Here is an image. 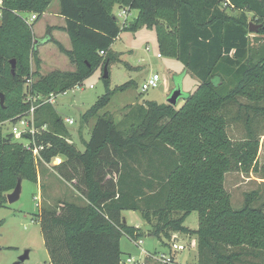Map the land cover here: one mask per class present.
Instances as JSON below:
<instances>
[{"label": "trees", "instance_id": "obj_1", "mask_svg": "<svg viewBox=\"0 0 264 264\" xmlns=\"http://www.w3.org/2000/svg\"><path fill=\"white\" fill-rule=\"evenodd\" d=\"M53 1L0 6V208L20 181L37 184L41 169L63 157L53 169L82 204L46 205L37 215L52 264H124L121 237L144 236L128 225L126 211L140 213L163 246L175 234L196 236L198 264H264V193H246L236 210L225 187L226 175L238 172L259 175L264 188V0H57L72 49L51 30L46 42L56 43L75 70L42 76L33 28ZM116 6L138 12L127 28L114 16ZM251 22L261 25L255 36ZM142 27L155 31L160 55L199 81L181 96V108L147 102L125 116L122 130L99 113L132 83L111 91L103 77L106 94L82 115L83 125L97 118L84 151L51 104L35 111L37 133L23 137L29 146L3 132L4 123L16 124L29 111V95L45 98L81 85L99 66L109 67L122 31ZM194 212L197 230L185 226Z\"/></svg>", "mask_w": 264, "mask_h": 264}, {"label": "rangeland", "instance_id": "obj_2", "mask_svg": "<svg viewBox=\"0 0 264 264\" xmlns=\"http://www.w3.org/2000/svg\"><path fill=\"white\" fill-rule=\"evenodd\" d=\"M58 7H60L59 2L55 0L50 6V10L53 11ZM122 10V8L116 6L113 11L119 24L123 20L120 17ZM137 13V11L130 13L128 17L129 23L136 18ZM28 19L30 20L31 18ZM1 22L0 15V25ZM39 22L34 25L36 30L41 24H45L48 21L42 20L40 24ZM251 23L256 24L255 22ZM254 34L251 33V36H255ZM58 37L66 47H69L63 37ZM46 52L49 53L52 63L46 64L44 73L49 74L58 70L50 66L54 64L53 61L59 49L55 45H49V49ZM158 55L157 39L153 29L142 27L136 32H121L108 55L112 58L108 67L110 78L108 89L114 91L127 83H132V86L124 92L115 93L111 103L99 113V116L108 114L112 117L115 124L123 130L125 116L137 106L145 105L147 102L168 104L169 97L178 86L182 91V97L192 94L197 89L199 85L198 79L192 73L186 71L181 62L164 56L159 58ZM104 70L105 68L102 65L99 66L87 80L78 86L79 88H74L68 91L67 94L60 95L56 100L55 111L65 122L72 138L74 136L75 139H79L78 136L81 134L82 138L86 135L87 141L90 139L91 130L97 118L83 125L82 115L107 92V86L103 80ZM155 74L160 76L159 86L143 92L142 86L144 82ZM184 102V99L180 98L176 108H181ZM67 119L73 120V124L66 123ZM16 125L10 121L4 123L3 132L5 134L12 133ZM229 133L234 138H238L240 135L233 128L230 129ZM19 142L26 145L30 144L24 138ZM263 142L264 138L262 139V144ZM77 147L80 151H84V145L80 142ZM263 160L264 147L262 146L259 152V162L262 163ZM52 167L48 168L45 166L49 176L47 180H43L42 184L44 186L42 190L41 185L23 181L19 200L11 204L7 201L4 207L0 208V264H15L26 251H29V258L21 264H52L42 237L40 219L37 215L46 205L60 206L64 201L82 204L78 200L80 195L75 191L73 185L60 179ZM53 176L59 178L58 180L62 184L57 183ZM66 187L69 188V192L74 193V196L65 193L66 190L64 188ZM225 187L231 195L232 206L236 210L242 208L246 193L257 190H260L262 194L264 193L262 179L254 173L249 175L238 172L228 173ZM124 217L128 225L139 227L144 233V236L138 241L131 240L125 235L121 237L120 248L124 261L132 257L140 262L145 261V264H156V260L153 259L155 256L170 253V245L172 243L167 242L169 246L166 247L150 236L151 226L142 219L140 213L126 211L124 212ZM185 226L191 230H197L199 227L198 213H192L187 219ZM175 238L179 244L185 247V250L176 253L177 262L179 264H198L197 237L175 234ZM140 240L142 244L139 245L138 242ZM149 254L151 256H147Z\"/></svg>", "mask_w": 264, "mask_h": 264}, {"label": "crops", "instance_id": "obj_3", "mask_svg": "<svg viewBox=\"0 0 264 264\" xmlns=\"http://www.w3.org/2000/svg\"><path fill=\"white\" fill-rule=\"evenodd\" d=\"M54 2V1H53ZM52 5V4H51ZM24 17L26 18H31L30 15L26 14L24 15ZM42 20H47L48 22H46L45 24H41V26H39L38 30H36L35 28H33V32L34 35L37 39L36 43L38 44V55H39V59L41 61V69H40V74L42 76L47 75L46 73H44V69L46 67L47 63H52L50 61L49 58V53L46 52L49 49V45H55L56 47H58V45L54 42H46V36H47V32L48 30H51V36L52 38L58 42L60 45L63 46V48L67 51H71L72 49V45H71V41L69 39V36L67 35V33L63 30L66 26V21L65 18L63 16L60 15V7H58L57 9L51 11L50 7L47 10V12L41 17V19L39 20L40 22ZM38 21V22H39ZM39 22V24H40ZM63 37L64 40H66V42L68 43L69 47H66L60 40L59 37ZM47 48V49H46ZM59 49V47H58ZM44 50V51H43ZM54 51V50H53ZM49 59H48V58ZM54 64H52V68H57L60 71H74L75 70V66L70 62V60L68 59V57L62 53L59 49L58 54L55 55V60L53 61ZM56 104V103H55ZM54 104V105H55ZM88 134V132H87ZM79 139L73 136V141L77 144H79V142L84 145V142H86V135L85 137L82 138V135L79 134ZM66 159L63 157H58L57 159H55L53 161L52 164H46L45 166L50 168V167H54L57 165L62 164L63 162H65ZM52 167V168H53ZM48 170H46V168L44 167L41 171H40V176H39V180L37 185H41V190L43 189V180H47L48 179ZM55 178V181L59 184H62L60 180H58L59 178H57L56 176H53ZM53 189V188H52ZM66 190V194L70 195V196H74L73 192H69V188H64ZM128 223V222H127Z\"/></svg>", "mask_w": 264, "mask_h": 264}, {"label": "built area", "instance_id": "obj_4", "mask_svg": "<svg viewBox=\"0 0 264 264\" xmlns=\"http://www.w3.org/2000/svg\"><path fill=\"white\" fill-rule=\"evenodd\" d=\"M2 5V0H0V6ZM130 13L127 8H124L122 12L120 13V17L123 19L120 26L121 28H127L129 26V17ZM36 19V16H32L30 21H34ZM101 55H104V52H101ZM159 58L162 57V55H158ZM160 76L155 74L148 78L143 86L142 91L146 92L149 89L157 88L159 86ZM80 85H77L75 88H77ZM79 88V87H78ZM67 92H63L61 94H50L48 97L42 98L37 96H31L29 95L26 98L27 102L31 103V107L29 111L22 116L18 122L17 125L14 126L12 133L14 134L15 138L18 140L23 139L24 135L34 136L37 133V130L35 128V111L42 105L45 104H51L54 105L56 103L57 98L60 95H65ZM38 104H35L38 102ZM66 123H69L70 125L73 124V120L67 119ZM29 146V145H27ZM34 154L38 155V149H34ZM172 245H170V253L169 254H161L159 256H155L153 259L156 260L158 264H179L176 260V253L185 250V247L181 244H179L175 238L171 242ZM138 244H142V241L140 240ZM147 256H151L150 254ZM124 264H145L144 262H140L136 260L135 258L129 257L124 261Z\"/></svg>", "mask_w": 264, "mask_h": 264}, {"label": "water", "instance_id": "obj_5", "mask_svg": "<svg viewBox=\"0 0 264 264\" xmlns=\"http://www.w3.org/2000/svg\"><path fill=\"white\" fill-rule=\"evenodd\" d=\"M260 27H261V25H256L254 23H250L249 31L251 33H257ZM11 64H12V67L14 69L15 68V60H13L11 62ZM104 78L105 79L109 78L108 65L105 66ZM181 96H182V91L180 89L174 90L172 95L168 99V104L172 105V106H177L178 101L181 98ZM0 98H1L0 103H1V105H3L4 104V95L0 94ZM26 137L29 138L30 136L26 135ZM21 190H22V182L20 181L18 183L17 187L15 188V190L7 195V200L10 204L19 200L20 195H21ZM124 222L126 223V220H124ZM0 252H1V248H0ZM28 258H29V251H26L25 254L15 264H21V263L25 262Z\"/></svg>", "mask_w": 264, "mask_h": 264}]
</instances>
